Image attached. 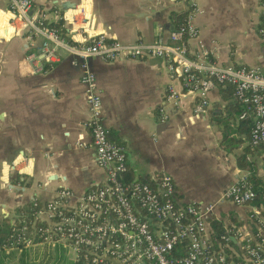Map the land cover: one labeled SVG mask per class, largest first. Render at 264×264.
Segmentation results:
<instances>
[{"label": "crops", "instance_id": "obj_1", "mask_svg": "<svg viewBox=\"0 0 264 264\" xmlns=\"http://www.w3.org/2000/svg\"><path fill=\"white\" fill-rule=\"evenodd\" d=\"M195 1L199 10L194 23L209 56L220 64L256 65L264 71V39L256 30L263 23L262 0ZM33 8L44 11L48 23L60 19L66 38L81 40L104 32L129 42L168 39L175 14L182 15L185 4L181 0H33ZM9 17L6 0H0V172L4 162L21 152L29 154L33 163L22 179L15 171L8 175L12 190L0 184V215L8 220L17 207L33 200L41 203L62 186L74 200L105 179L89 143L84 85L79 80L83 68L61 50L58 61L31 73L25 59L26 40L9 32ZM195 42L187 39L191 49ZM86 68L95 75L109 137L124 148L126 178L148 179L163 171L173 179L177 201L210 203L216 217L243 211L221 200V193L241 174L264 180V146L248 143L246 125L240 123L227 90L210 88L207 103L194 116L196 95L183 92L174 80L181 90L178 104L166 106V119L160 120L158 109L168 82L163 59L93 56ZM214 115H222L238 139L230 151L220 146L221 124L213 121ZM77 140L83 145H77ZM3 250H14L12 262L23 250L29 264L49 254L56 264H73L71 253L59 247L34 244Z\"/></svg>", "mask_w": 264, "mask_h": 264}, {"label": "built area", "instance_id": "obj_2", "mask_svg": "<svg viewBox=\"0 0 264 264\" xmlns=\"http://www.w3.org/2000/svg\"><path fill=\"white\" fill-rule=\"evenodd\" d=\"M181 1L185 4L182 20L168 39L158 36L150 41L125 42L104 32L81 40L66 38L48 24L44 11L33 8V0H6L9 32L25 38V59L31 73L58 61L61 50L83 68L79 80L84 85L89 143L105 179L87 187L74 200L62 186L41 203L31 201L27 216L20 214L17 224L14 218L9 220L11 231L1 248L20 250L34 244L59 247L71 253L73 264H264V209L253 203L255 190L246 174L237 176L220 197L243 207V211L228 218L216 217L210 203L177 201L169 173L125 179L124 148L109 137L102 122L99 89L95 75L86 68L88 58L154 56L163 59L168 77L164 103L158 109L160 120L166 119V106L178 104L181 90L174 80L183 92L196 95L194 116L207 103L210 88L228 83L243 105L239 117L250 118L248 143L264 146V71L256 65L220 64L212 59L194 23L199 10L196 1ZM261 5L264 8V0ZM256 30L264 39V22ZM189 38L196 40L193 49L187 44ZM76 144L83 142L77 140ZM32 163V157L22 152L4 162L0 184L12 190L8 175L15 171L22 179L30 173ZM212 218L221 224L218 232L210 224Z\"/></svg>", "mask_w": 264, "mask_h": 264}, {"label": "trees", "instance_id": "obj_3", "mask_svg": "<svg viewBox=\"0 0 264 264\" xmlns=\"http://www.w3.org/2000/svg\"><path fill=\"white\" fill-rule=\"evenodd\" d=\"M182 16H183V13H182V15H181V13L175 14V17H177L175 27L182 20ZM263 22H264V18H263ZM48 24L57 27L59 33L61 35L66 36L67 32L65 30V27L62 25V21L60 19H57L56 21L49 22ZM216 85L219 88H223V90H227L230 93V95H232V97L234 98V101L232 102V106L234 107V111L237 114V116H239L240 112L242 111L243 105L241 102H239L235 98L232 85L228 84V83H223V82L217 83ZM212 119L214 122L221 124V126H220V130H221L220 146L227 151L232 150V148L236 145V141L238 139H235L231 135V132H230L228 125H227L228 123L226 121H224V117H222V115H220V116L214 115V117ZM240 123L241 124L243 123L244 125H246V133L248 136V130H249V126H250V118H248V117L241 118L240 117ZM237 162L240 166L243 165L241 156H237ZM247 177H248V180L251 182V184L255 190V196L253 198V203L261 205L262 207H264V180L260 179L259 177L254 176V175H248ZM124 178L129 179L128 177L126 178L125 176H124ZM30 206H31V202L25 203L24 205L19 206L15 209L16 213L18 214V217L17 216L14 217V221L16 222V224L19 222L20 214L27 216V214L31 211ZM210 224H211L213 230L215 229L216 232H218L221 228L220 222L217 221L216 219H213V218L210 219ZM10 228H11V224L8 220V217L0 215V264H29L25 260L26 253L23 250H21L16 261L12 262L10 260L13 259V257L15 256V254L12 252L14 250L5 252L3 249H1V245L8 238V235L11 231ZM23 248H25V247H23ZM55 260H56V258L54 259L53 256L49 254L47 257L46 256L41 257L40 259H38L36 262H34L32 264H56Z\"/></svg>", "mask_w": 264, "mask_h": 264}]
</instances>
